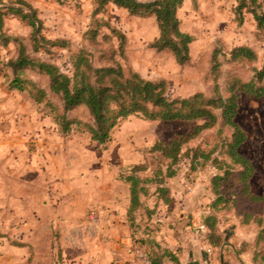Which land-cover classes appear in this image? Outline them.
<instances>
[{
  "label": "rangeland",
  "instance_id": "obj_1",
  "mask_svg": "<svg viewBox=\"0 0 264 264\" xmlns=\"http://www.w3.org/2000/svg\"><path fill=\"white\" fill-rule=\"evenodd\" d=\"M29 1L40 10L45 23L43 34L50 40H64L65 44L36 50L32 28L13 16L6 18L0 33V264H131L135 243L141 244L146 254L152 251L162 255L161 248H165L169 238L165 226L168 221L164 224L155 215L174 213L182 204L181 198H188L191 206L198 205L201 211L190 215L178 212L174 214L176 218L166 219L170 220L173 234L178 231V236L183 235L186 228H180L185 221L188 230L198 237L195 239L203 240L199 224H194L192 219L197 221L196 216L199 218L203 209L217 199L212 178L225 170L231 174L221 191L230 198V207L238 205L239 209L255 213L264 211V202L253 203L240 195L238 166L230 163L226 154L232 129L218 124L183 145L175 166L177 174L169 180L173 185L172 204L156 203L152 194L155 188L149 187L146 208L135 214L130 243L124 245L128 248L114 253L109 228L104 222L105 208L102 207L100 224L88 216L90 208L105 205L94 198L95 184L104 188L100 197L103 200L111 192L105 191L106 187L125 193L130 170L147 159V151L156 142H168L177 135L192 132L202 121L150 120L132 115L113 129L112 140L106 145L93 142L82 131L83 124L74 123L71 134L62 136L52 110L62 107L63 102L51 90L48 75L38 66L16 68L11 64L17 58L22 40L31 57L54 64L69 75L74 73L76 55L83 52L96 66L119 62L126 71L134 69L146 79L166 80L171 98H187L196 93L209 97L215 94L217 82L228 95L229 78L236 75L250 80L255 69L264 66V30L257 27L252 14H246L245 22L239 24L231 11L234 0H197V3L186 0L179 10L181 27L193 34L195 40L191 44V63L180 65L171 52L159 53L151 46L160 34L155 16L131 15L114 4L95 15L93 0ZM104 22L125 34L123 50L116 33L108 25L103 26ZM219 39L224 42H218ZM218 46L225 52L219 55L221 65L217 76L213 70L217 60L212 53ZM238 46L254 49L257 59L232 60V50ZM17 76L28 82L26 89L13 87ZM33 82L47 90L48 102L37 103L32 97L38 88L32 87ZM216 112L221 115L220 110ZM71 116L89 122L85 106L72 110ZM236 120L247 133L240 152L255 168L251 191L263 195L264 99L242 94ZM35 130L44 131L41 140L33 137ZM154 159L159 161L160 157ZM89 167L97 169L89 170ZM58 172L65 175L60 177ZM150 210L157 212L153 216ZM221 213L227 218V213ZM222 228L230 235L235 223H225ZM245 231L248 234L245 242L249 243L248 238L256 229L247 227ZM229 254L237 255L236 251Z\"/></svg>",
  "mask_w": 264,
  "mask_h": 264
},
{
  "label": "trees",
  "instance_id": "obj_2",
  "mask_svg": "<svg viewBox=\"0 0 264 264\" xmlns=\"http://www.w3.org/2000/svg\"><path fill=\"white\" fill-rule=\"evenodd\" d=\"M192 1L197 3V0ZM184 2L185 0H93L95 15L106 11L110 4H114L128 10L131 15L155 16L160 34L151 46L159 53L171 52L180 65L191 63V44L195 40L193 34L184 31L181 27L179 10ZM1 3L0 33L5 28L6 18L13 16L32 28V41L36 50L41 48L47 50L48 45L64 46V40H50L43 34L45 23L40 10L29 0H1ZM231 11L239 24L245 22L246 14H252L257 27L264 30V0H234ZM104 23L103 26L108 25L111 31L116 33L115 35L120 39V48L123 50L126 42L125 34L110 24ZM97 31L98 27L97 30H93V34L97 35ZM218 42L224 41L219 39ZM223 52H225L224 48L218 46L212 53L213 59L217 60L213 66L217 76L219 74L217 70L221 65L218 58ZM257 57V52L248 46H238L232 50V60L255 61ZM11 64L16 68L38 66L40 71L48 75L51 90L59 94L63 102L62 107L58 106L57 109L54 107L52 110L58 131L62 136L71 134L74 123L83 124L85 128H82V131L87 132L93 142L106 145L112 140L113 129L123 119L132 115H142L150 120L202 121L196 124L192 132L177 135L168 142H156L147 151V159L134 165L130 170L126 180L131 194L128 211L131 228L135 225V214L145 208L142 197L149 193V187H154L153 194H157V197L166 204L173 202L169 180L177 174L175 166L183 145L218 124L232 129L226 154L231 160L230 163L238 166V180L242 184L240 195L253 203L264 202V194L256 195L251 191L250 182L255 168L252 161L240 152L241 145L247 140V133L236 120L242 94L264 99V66L255 69L250 80H244L236 75L229 78L228 95L220 90L216 81L215 94L209 97L203 93H196L187 98H171L167 94L166 80L146 79L134 69L126 71L119 62L96 66L83 52L76 55L73 64L74 73L69 75L54 64L31 57L26 45L20 40L19 53ZM27 84L28 82L19 76L13 80V87L20 90L26 89ZM31 85L33 88L38 87L36 92L32 93L36 102H48L47 90L34 82ZM80 106L88 109L89 122H83L71 116V111ZM216 110H220L221 115ZM154 155L160 157L159 161L154 159ZM229 171L225 170V173L216 174L212 178V188L217 199L210 206L211 212L203 218V225L207 229L206 238L213 247H221L225 239L219 228V217L222 211L228 215L234 213L243 225L256 227L254 261L264 263V211L255 213L239 209L238 205H233L234 208L230 207V198L221 191V188L229 181L231 174ZM149 213L153 214L154 210H150ZM161 249L164 252L162 255L152 251L147 253L149 264H165L166 259L178 263L176 255L170 249Z\"/></svg>",
  "mask_w": 264,
  "mask_h": 264
},
{
  "label": "crops",
  "instance_id": "obj_3",
  "mask_svg": "<svg viewBox=\"0 0 264 264\" xmlns=\"http://www.w3.org/2000/svg\"><path fill=\"white\" fill-rule=\"evenodd\" d=\"M43 132V130H35L33 131L32 135L33 137L41 140V137H44ZM90 169L96 170L97 168L89 167V170ZM58 174L61 175L60 177H62V175H65L64 172H58ZM169 186L171 187L172 197L174 201L173 185L170 181ZM93 189L95 194L94 198H96L98 201H102L105 204L101 207L96 206L100 213V219L96 224H100L103 220L102 207H104V222L109 228L108 231L109 235L111 236L112 243L111 249L114 253L123 252L126 248H128V246L124 247V245H129L131 233V226L129 225L128 221V211L131 204V194L129 186H127L126 192L122 194L118 193L113 188L106 187L105 191L108 192L110 190L111 192L110 194L107 193L106 199L104 200L103 198H100L104 188L100 184H95ZM154 196H156V203L159 202V205L161 204V206H168L172 204V202L170 204H166L162 199H159L157 197V194H155ZM145 199V196H143L142 201L144 203ZM181 200L182 201L179 202H182V204L175 209L174 213L168 212L162 215L156 214L157 211H154L153 213V216L156 214L155 216H157V220L161 222L163 221L164 224L166 223V221H168V225L165 226H167L168 228L169 238L164 247L170 249L176 255L178 259L177 264H240L239 262H241V264H264L259 262L255 263L254 261V241L257 236L256 227L254 225H243L240 222L239 218L233 216L232 214L228 215L227 218H224L223 214H221L219 217V228L221 233L224 235V244L221 247H213L209 243L208 239L206 238L207 229L203 225V218L211 212L210 206L203 209V212L199 218L198 216H196L197 221H194V218L192 219V222L194 224H199V227L203 232V240L197 239L198 237L193 235V232L191 230H188L189 226L186 225L185 221L181 223L180 229L182 230L186 228V231H183V235L180 236H178L179 232L176 231L175 234L178 237H174L176 235L173 234V229L169 225L170 220L166 219L176 218L174 214L178 212H185L188 215L189 213H195L199 210L201 211V208L198 205H195V207L191 206L188 198H181ZM225 223H235L234 232L230 235H226L225 231L222 228V225ZM247 227H254L256 229V232L249 236V243L245 242V239L248 237V234L245 231ZM195 237L197 238L195 239ZM120 240L121 243L119 242ZM233 251H236L237 255L232 256L231 254H229ZM130 261L131 264H149V262H146L144 259L139 257L133 249H131ZM165 264L176 263L171 259H166Z\"/></svg>",
  "mask_w": 264,
  "mask_h": 264
},
{
  "label": "built area",
  "instance_id": "obj_4",
  "mask_svg": "<svg viewBox=\"0 0 264 264\" xmlns=\"http://www.w3.org/2000/svg\"><path fill=\"white\" fill-rule=\"evenodd\" d=\"M88 216L90 218V220L94 223H98L99 219H100V213L99 210L96 207H92L90 208L89 212H88ZM135 249L134 252H136V254L141 257L142 259H144L146 262H149L148 256L145 253L144 248L142 247L141 244L135 243Z\"/></svg>",
  "mask_w": 264,
  "mask_h": 264
}]
</instances>
